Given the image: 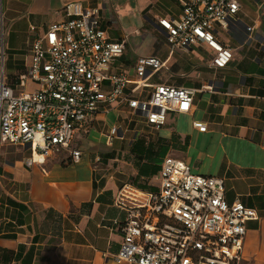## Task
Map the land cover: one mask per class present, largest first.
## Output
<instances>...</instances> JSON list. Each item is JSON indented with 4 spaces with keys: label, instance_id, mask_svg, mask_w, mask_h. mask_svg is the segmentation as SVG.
<instances>
[{
    "label": "crops",
    "instance_id": "obj_1",
    "mask_svg": "<svg viewBox=\"0 0 264 264\" xmlns=\"http://www.w3.org/2000/svg\"><path fill=\"white\" fill-rule=\"evenodd\" d=\"M73 1L105 8L103 26L111 39L127 41L119 60L123 69H131L140 56L156 55L167 61L165 68L171 72L161 83L199 90L191 111L177 113L191 118L192 132L172 128L174 112L168 113L162 128L155 129L136 118L117 122L116 112L109 111L90 122L88 132L78 131L73 143L83 153L78 163L58 155L29 164L27 146L1 143L0 264H128L114 260L127 216L115 199L126 183L144 191L158 189L154 177L161 164L149 162L145 150L150 147L149 153L156 154L159 146H169L165 156L184 160L195 173L222 178L228 202L239 199L256 209L259 218L246 224L239 264H264V0H238L241 8L235 23L219 31L220 41L234 54L227 67H212L213 52L204 44L187 50L194 61L208 58L203 71L177 69L183 53L177 52L179 56L171 60L176 52L169 54L166 32L158 24L160 18L182 16L179 0H2L4 25L13 46L22 51L24 66L29 40L63 19L65 5ZM131 35L154 39L150 51L128 57ZM192 50H200L204 58ZM174 72L185 73V79H175ZM111 113L114 122L108 119ZM194 120L205 123L207 131L194 128ZM115 124L119 133L109 141L107 134ZM93 132L105 136L106 142H93ZM193 133L198 137L196 145ZM9 147L21 154L11 156Z\"/></svg>",
    "mask_w": 264,
    "mask_h": 264
},
{
    "label": "built area",
    "instance_id": "obj_2",
    "mask_svg": "<svg viewBox=\"0 0 264 264\" xmlns=\"http://www.w3.org/2000/svg\"><path fill=\"white\" fill-rule=\"evenodd\" d=\"M179 19L160 18L169 54L204 44L213 54L211 65L227 67L234 59L219 31L229 30L241 5L238 0H179ZM104 7L80 1L64 7L65 17L29 40L24 70L9 80L5 69L4 10L0 0V144L28 147V163L65 155L78 163L82 150L73 146L78 131L88 132L98 115L109 111L162 128L169 112L189 113L198 89L149 79L167 61L140 56L131 69L120 58L125 39L113 40L103 26ZM31 33L36 27L31 26ZM201 132L207 125L194 120ZM112 125L107 140L119 133ZM262 146L264 147V126ZM156 191L131 183L117 193V206L126 210L123 238L114 256L128 264H239L246 224L259 218L255 208L239 199L228 202L222 178L195 173L182 159L167 155Z\"/></svg>",
    "mask_w": 264,
    "mask_h": 264
},
{
    "label": "rangeland",
    "instance_id": "obj_3",
    "mask_svg": "<svg viewBox=\"0 0 264 264\" xmlns=\"http://www.w3.org/2000/svg\"><path fill=\"white\" fill-rule=\"evenodd\" d=\"M239 1L247 2L248 0H239ZM4 21H5V18H4ZM140 31L143 32V30H140ZM222 35L227 36V34H225L223 31H222ZM153 41L154 39L150 38L149 36L145 37L144 35H131V40L128 46V57L133 59L136 55H139V53H146L150 51V48L153 45ZM4 42H5V56H6L5 69H6V73H7L9 80H11L15 74H18L24 70V57L22 56V51L13 46L14 44L13 39L9 37L7 25H4ZM181 53H183L184 57L180 61L181 64L175 65L177 66V69L178 68L192 69V70L198 69V70L203 71L208 61L207 57L200 61H194L193 56H191V54H188V51H181ZM192 53L200 54L201 51L192 50ZM178 56L179 54H177L176 52V54L171 56V60L173 58L175 59ZM201 57L203 56L201 55ZM170 74L171 72L170 70H168V68H163L158 73L154 74L149 79V81L151 83L166 82V78H168ZM174 74H175L174 78L177 80L185 79V75H186L185 73L181 74V72H174ZM197 98H199V94ZM171 116L173 118L172 128H174L176 132L184 133V134H190L192 132L191 118L185 115H178L177 113L171 114ZM108 119L110 122H114V119H115L114 114L113 113L109 114ZM165 132L166 131L163 130L162 134L163 135L166 134ZM193 134L194 136L192 137V143L196 145L198 143V137L195 133ZM76 138H79V133L76 134ZM90 138L93 142H96L98 144H104L106 142V137L101 136L99 133L93 132ZM10 148H11V156L13 155V157L15 156L18 157L19 156L18 154H21L18 150H16L15 147H9V149ZM2 156H3V149L0 150V162L2 161V158H3ZM42 159H43L42 157H38L36 160L39 161Z\"/></svg>",
    "mask_w": 264,
    "mask_h": 264
},
{
    "label": "trees",
    "instance_id": "obj_4",
    "mask_svg": "<svg viewBox=\"0 0 264 264\" xmlns=\"http://www.w3.org/2000/svg\"><path fill=\"white\" fill-rule=\"evenodd\" d=\"M168 148H169V146H159L157 153L156 154L155 153L151 154V153H149L150 147H148V149H146L145 152L148 151V155L150 156L149 157L150 158L149 162H152V163L156 162L157 164H159V163L161 164L163 159H164V156L166 155V152H167ZM156 171H157V168H155L154 172H156ZM22 249H23V247L21 246L20 250H22ZM17 257H18V254H17ZM3 260L5 261L6 259L3 258Z\"/></svg>",
    "mask_w": 264,
    "mask_h": 264
},
{
    "label": "bare ground",
    "instance_id": "obj_5",
    "mask_svg": "<svg viewBox=\"0 0 264 264\" xmlns=\"http://www.w3.org/2000/svg\"><path fill=\"white\" fill-rule=\"evenodd\" d=\"M38 157H41V156H35L36 159H37Z\"/></svg>",
    "mask_w": 264,
    "mask_h": 264
},
{
    "label": "water",
    "instance_id": "obj_6",
    "mask_svg": "<svg viewBox=\"0 0 264 264\" xmlns=\"http://www.w3.org/2000/svg\"><path fill=\"white\" fill-rule=\"evenodd\" d=\"M30 145H28L27 147H29Z\"/></svg>",
    "mask_w": 264,
    "mask_h": 264
}]
</instances>
